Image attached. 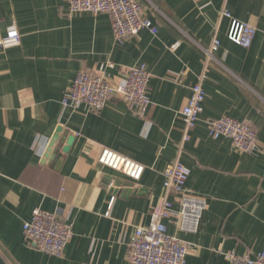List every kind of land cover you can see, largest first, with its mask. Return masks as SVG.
I'll list each match as a JSON object with an SVG mask.
<instances>
[{
	"label": "crops",
	"instance_id": "1",
	"mask_svg": "<svg viewBox=\"0 0 264 264\" xmlns=\"http://www.w3.org/2000/svg\"><path fill=\"white\" fill-rule=\"evenodd\" d=\"M138 1L158 32L143 29L118 44L106 13L70 15L66 0H0V254L8 264H131L130 239L149 225L175 159L191 170L187 191L207 204L197 233L166 220L169 234L191 243L186 264H228L223 252L231 250L252 258L264 252V0ZM242 22L257 29L249 48L237 42ZM13 25L21 43L3 44ZM215 37L204 111L183 143L180 111ZM142 63L151 74L146 116L115 96L98 113L63 106L81 70L113 64L106 72L118 83ZM222 116L253 125L255 153L210 136L209 121ZM59 127L60 148L68 134L73 145L45 160ZM104 147L144 164L142 178L100 164ZM37 207L72 225L63 256L26 236Z\"/></svg>",
	"mask_w": 264,
	"mask_h": 264
},
{
	"label": "built area",
	"instance_id": "2",
	"mask_svg": "<svg viewBox=\"0 0 264 264\" xmlns=\"http://www.w3.org/2000/svg\"><path fill=\"white\" fill-rule=\"evenodd\" d=\"M68 14L92 12L106 13L110 16L115 41L123 44L141 30L148 29L152 34L158 32V26L144 13V7L138 0H66ZM224 16H231L223 11ZM257 29L250 23L242 22L237 42L249 48L256 36ZM21 33L16 25L11 26L3 44H20ZM178 44L172 46L176 49ZM220 40L215 37L209 47L203 48L207 64L192 87V94L183 106L180 115L185 124L183 143L189 141L190 132L195 128L204 111L206 91L203 83L208 77V62L215 59ZM98 70H81L64 95L62 104L73 110L85 106L88 111L100 112L113 96L123 99L140 116H146L152 101L148 94L151 74L147 65L142 63L128 69L121 82L113 83L106 67ZM209 134L212 138L227 137L234 146L243 152L258 150L257 132L247 121H239L229 116L210 120ZM183 145V144H182ZM100 164L119 171L134 181H139L146 166L111 148L104 147L98 158ZM191 170L179 159L172 161L164 171V196L153 207L149 225L135 229L129 242L131 264H186L191 243L168 233L166 220L175 219L178 228L184 232L197 233L206 208L204 198L194 196L187 191V182ZM110 186H113L110 183ZM114 198L111 200V206ZM178 205V209L175 206ZM109 215V212H108ZM27 237L46 253L63 256L65 248L73 235L72 225L65 222L57 212L40 207L34 209L32 217L24 224ZM228 264H264V252L252 258L248 254H238L235 250L223 252Z\"/></svg>",
	"mask_w": 264,
	"mask_h": 264
},
{
	"label": "water",
	"instance_id": "3",
	"mask_svg": "<svg viewBox=\"0 0 264 264\" xmlns=\"http://www.w3.org/2000/svg\"><path fill=\"white\" fill-rule=\"evenodd\" d=\"M62 132H63V128L59 127L57 129L55 135L52 138V141H51V143L49 145V148H48L46 154L44 155L45 160H47L49 158H54L55 155L60 156L61 155L60 151H62L64 153H67L71 149V146L73 145L75 137L73 135H70V134L67 135V141H66L65 146L62 145L63 147L60 148L59 143L63 144V142H64V140H63V138L61 136ZM109 181H107V182L108 183H112V182H109ZM113 191L114 192H118L119 190H117L116 188H113ZM124 192L127 193L128 189L124 190ZM0 264H8L7 261L3 258V256L1 254H0Z\"/></svg>",
	"mask_w": 264,
	"mask_h": 264
}]
</instances>
